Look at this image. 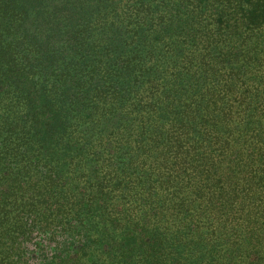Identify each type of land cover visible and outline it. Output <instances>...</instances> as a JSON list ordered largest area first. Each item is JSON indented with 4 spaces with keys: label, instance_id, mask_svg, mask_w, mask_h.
Instances as JSON below:
<instances>
[{
    "label": "trees",
    "instance_id": "1",
    "mask_svg": "<svg viewBox=\"0 0 264 264\" xmlns=\"http://www.w3.org/2000/svg\"><path fill=\"white\" fill-rule=\"evenodd\" d=\"M0 264H264V0H0Z\"/></svg>",
    "mask_w": 264,
    "mask_h": 264
}]
</instances>
